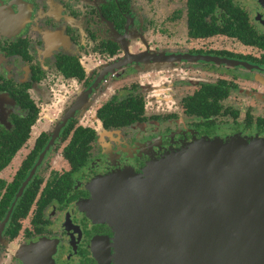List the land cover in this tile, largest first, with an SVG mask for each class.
I'll return each instance as SVG.
<instances>
[{
    "label": "flooded vegetation",
    "instance_id": "1",
    "mask_svg": "<svg viewBox=\"0 0 264 264\" xmlns=\"http://www.w3.org/2000/svg\"><path fill=\"white\" fill-rule=\"evenodd\" d=\"M233 138H264V0H0V264H116L94 180Z\"/></svg>",
    "mask_w": 264,
    "mask_h": 264
},
{
    "label": "water",
    "instance_id": "2",
    "mask_svg": "<svg viewBox=\"0 0 264 264\" xmlns=\"http://www.w3.org/2000/svg\"><path fill=\"white\" fill-rule=\"evenodd\" d=\"M91 188L116 264H264V138L197 139Z\"/></svg>",
    "mask_w": 264,
    "mask_h": 264
}]
</instances>
